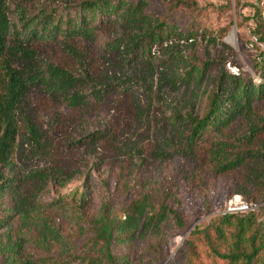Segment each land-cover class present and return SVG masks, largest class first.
I'll use <instances>...</instances> for the list:
<instances>
[{"label":"rangeland","instance_id":"rangeland-1","mask_svg":"<svg viewBox=\"0 0 264 264\" xmlns=\"http://www.w3.org/2000/svg\"><path fill=\"white\" fill-rule=\"evenodd\" d=\"M65 1L72 0H18L9 8L11 17L16 18L12 4L33 17L45 4ZM129 1L143 4L148 23L104 27L102 42L87 41L79 61L59 44L34 46L35 69L50 63L84 69L106 90L101 102L89 100L70 109L61 95L41 85L28 89L19 116L34 124L37 144L20 128L11 158L20 185L0 229V264L90 253L94 250L86 239L75 235L86 225L83 219L97 217L106 203L119 210L141 194L150 195L154 207L136 219L131 264H181L180 250L194 239L190 232L217 220L230 202L264 205V122L255 128L257 120L241 117L212 133L216 141L231 142L260 131L252 147L263 155L248 157L229 173H214L207 156L181 153L192 126L189 116L202 114L222 73H241L258 84L252 63L264 47L252 33L259 30L264 36V0ZM161 21L174 23L182 33L187 28L198 32L195 38L177 36L153 47L149 57L139 50L144 45L139 39ZM192 66L205 68L202 79L190 76ZM263 107L264 102L258 104L262 118ZM164 196L180 213L183 230L171 218L147 223ZM252 214L257 222L264 219L259 210ZM219 247L225 250V245ZM200 264L226 263L203 256Z\"/></svg>","mask_w":264,"mask_h":264},{"label":"trees","instance_id":"trees-1","mask_svg":"<svg viewBox=\"0 0 264 264\" xmlns=\"http://www.w3.org/2000/svg\"><path fill=\"white\" fill-rule=\"evenodd\" d=\"M12 1L18 0H0V229L6 224L8 211L13 207V197L20 185V178L12 172L11 161L20 128L30 142L37 144L38 133L34 124L29 118L19 116L28 89L41 85L50 94L61 95L70 109L82 108L89 100L101 102L106 90L84 69L65 68L58 63L35 69L32 64L38 59V52L34 46L56 43L79 61L81 48L87 41L102 42L99 37L104 27L118 23L133 28L137 23H148L147 13L143 11L140 1L49 2L33 17L17 4H12L16 8V18L11 17L9 4ZM172 1L174 4L180 2ZM177 27L167 21L156 22L139 39L144 42L139 50L150 57L153 47L160 48L177 36L195 38L198 32L187 28L182 33ZM252 35L264 47L261 31L254 30ZM134 47L137 48V45ZM252 69L259 78L258 84L241 73L229 75L224 72L218 79L216 91L205 101L202 114L198 118L189 116L192 126L187 136L186 150L181 153L187 151L188 155L207 156L216 174L229 173L239 168L248 157L263 155L252 147L259 130H252L242 140L231 142H219L211 136L241 117L257 120V124H253L255 128L260 127L259 122H264V118L260 117L262 110L258 108V104L264 102V52H259ZM204 71L205 68L192 66L189 73L202 79ZM81 83L83 86H79ZM43 175L39 174L40 177ZM167 201L168 197L164 196L157 209L147 217V223L158 225L171 218L175 226L183 230L180 213L173 210ZM151 206L154 207L150 195L141 194L119 210H113L106 203L97 217L85 219V222L83 219L86 225L77 228L75 235L79 239H86L85 245L94 250L90 253L78 251L72 254V258L51 254L18 262L12 259L10 264H131L130 247L136 219ZM259 214L264 217V205L259 208ZM77 218L82 221V216ZM189 235L194 239L187 240L180 250L181 264H200L203 256L226 264H264V219L257 222V217L252 213L243 218L238 214H222L208 226L194 228ZM222 244L225 250L220 249L219 245ZM156 255L162 257L161 262L164 261L162 254Z\"/></svg>","mask_w":264,"mask_h":264},{"label":"built area","instance_id":"built-area-1","mask_svg":"<svg viewBox=\"0 0 264 264\" xmlns=\"http://www.w3.org/2000/svg\"><path fill=\"white\" fill-rule=\"evenodd\" d=\"M260 206L254 203H246V202H238L232 203L230 202L226 207V211L224 214H248V213H256L258 212Z\"/></svg>","mask_w":264,"mask_h":264},{"label":"bare ground","instance_id":"bare-ground-1","mask_svg":"<svg viewBox=\"0 0 264 264\" xmlns=\"http://www.w3.org/2000/svg\"><path fill=\"white\" fill-rule=\"evenodd\" d=\"M183 243V240H178V245H181Z\"/></svg>","mask_w":264,"mask_h":264}]
</instances>
